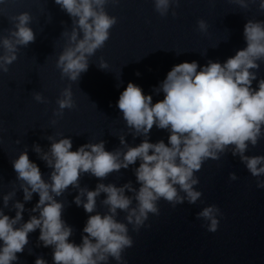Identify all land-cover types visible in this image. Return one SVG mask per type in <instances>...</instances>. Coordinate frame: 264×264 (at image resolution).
Listing matches in <instances>:
<instances>
[{
	"label": "clouds",
	"instance_id": "obj_1",
	"mask_svg": "<svg viewBox=\"0 0 264 264\" xmlns=\"http://www.w3.org/2000/svg\"><path fill=\"white\" fill-rule=\"evenodd\" d=\"M4 0H0L3 3ZM62 11L72 19L71 32L63 31L67 43L59 54L56 67L61 76L77 82L82 73L89 68V58L103 48L117 24V17L109 15L106 6L119 4L120 0H54ZM241 8L247 9L249 3L257 0H233ZM154 9L161 17H166L172 9L175 17L180 0H153ZM260 11H264V0H258ZM14 27L7 36H0V72L7 73L9 65L18 58L21 47H28L36 40V33L29 26L32 16L22 12L9 18ZM201 32H207L208 24L204 19L197 20ZM246 47L227 58L223 63L209 60L206 65L198 62H182L174 65L166 78L154 88L163 93V99L153 103L152 95H145L140 86L129 82L120 93L117 107L133 137L143 136L137 146H129L125 135L119 136L124 151H107L105 141L86 143L73 151L71 138L54 139L48 151L39 144L33 150L39 158L52 169L49 180H45L36 163L30 160L28 151L20 152L11 161L23 190L24 201L32 200L33 194L39 196L38 203L30 210L31 215L23 221L24 203L16 201L12 207L15 216L6 215L0 208V264H13L18 261V253H23L29 244V234L39 229V242L43 247H52L53 264H109L113 259L117 264H127L123 253L133 247L128 225L139 232L141 227H151L145 222L149 214L160 215L158 201L165 200L175 208L187 201L194 205L202 192L194 186L199 184L195 175L208 159L219 160L221 154L231 149V154L239 156L249 173L257 178V188L264 189V155H246L249 145L257 146L264 138V78L258 79L260 63L264 62V21L248 20L243 29ZM98 67L108 69L102 58ZM139 75V73H137ZM38 103H47L39 92L33 94ZM56 116H62L64 109L75 108L71 85L65 87L57 99ZM56 123L55 120L52 121ZM167 130L168 143L164 140L152 143L149 135L153 127ZM17 143H20L17 140ZM134 168L138 189L131 181L117 187L113 183H98L94 190L80 187V178L89 174L99 180L128 169ZM235 181V172L229 173ZM78 189L73 202L82 206L89 215L83 228L82 242H70L73 228L63 219L64 203L56 197L62 196L69 187ZM131 192L132 196L125 193ZM101 193L106 198L101 201L108 211H97V198ZM183 193V195L181 194ZM15 191L3 196V205L8 207ZM86 198V199H85ZM135 201V206H133ZM118 210L125 212L127 223L117 219ZM216 205L204 207L196 213L197 219L207 222V231L215 233L219 227L218 216H222ZM34 264H48L39 256Z\"/></svg>",
	"mask_w": 264,
	"mask_h": 264
}]
</instances>
